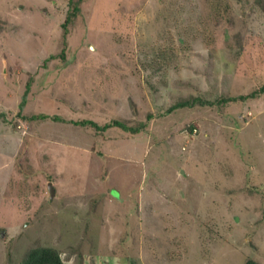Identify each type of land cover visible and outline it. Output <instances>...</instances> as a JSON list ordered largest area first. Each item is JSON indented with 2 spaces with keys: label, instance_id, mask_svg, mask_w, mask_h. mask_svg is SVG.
<instances>
[{
  "label": "rangeland",
  "instance_id": "1",
  "mask_svg": "<svg viewBox=\"0 0 264 264\" xmlns=\"http://www.w3.org/2000/svg\"><path fill=\"white\" fill-rule=\"evenodd\" d=\"M70 1L0 0V264H264V0Z\"/></svg>",
  "mask_w": 264,
  "mask_h": 264
},
{
  "label": "trees",
  "instance_id": "2",
  "mask_svg": "<svg viewBox=\"0 0 264 264\" xmlns=\"http://www.w3.org/2000/svg\"><path fill=\"white\" fill-rule=\"evenodd\" d=\"M80 1V0H79ZM78 2L75 0L70 1V5L73 7V12H69L66 21L63 23V28L65 29V32L68 31V25L69 23L73 22V18L76 15L75 11L77 12V4ZM27 93L28 91L26 90L24 94V99L22 103L20 104L21 108L24 107L25 101L27 98ZM264 94V84H262L258 89L252 91L249 94L246 95H239V96H228L222 98V101L224 103L226 102H231V101H240V100H247L250 98H256ZM197 99L191 98V99H184L176 104H174L171 108V110L175 108H180V107H185L188 105H192ZM198 101V100H197ZM31 119H47L50 118L48 114H33L30 116ZM54 120L61 121V118L59 116H53ZM72 123L74 124H79V125H87L90 124L94 126L97 129H107L111 126H119L122 129L126 131H132V132H138L140 129V125H135V126H130L125 122H122L120 120H115L110 123H106L104 125H100L92 120H80V121H75L73 120ZM23 264H65L61 252L55 248V247H48V246H43V247H36L33 248L26 256V258L23 261ZM244 264H260L256 259L249 258L245 261Z\"/></svg>",
  "mask_w": 264,
  "mask_h": 264
}]
</instances>
